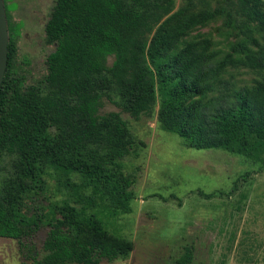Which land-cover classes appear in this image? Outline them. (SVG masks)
<instances>
[{
	"label": "trees",
	"instance_id": "1",
	"mask_svg": "<svg viewBox=\"0 0 264 264\" xmlns=\"http://www.w3.org/2000/svg\"><path fill=\"white\" fill-rule=\"evenodd\" d=\"M201 3L185 0L173 11V0H56L45 28L48 42L56 43L47 57L49 93L37 85L21 88L11 72L16 47L9 42L0 90V157L7 152L16 161L0 192V237L19 240L31 261L24 264H99L127 259L134 250L132 240L69 199L46 197L51 218L40 210L27 218L20 210L29 193L48 187L52 167L99 181L111 179L107 169H114L112 181L130 186L118 161L132 141L119 112L99 114L102 89L114 90L118 104L135 117L159 101L160 122L189 147L253 156L264 145V0L197 8ZM218 17L248 37L228 49L216 48L207 36L184 39ZM255 30L260 38L250 35ZM239 69L259 78L241 87L234 73L224 78ZM115 186L114 193L120 192ZM43 222L50 229L38 254L28 240ZM193 258L194 246L185 245L178 262L191 264Z\"/></svg>",
	"mask_w": 264,
	"mask_h": 264
},
{
	"label": "rangeland",
	"instance_id": "2",
	"mask_svg": "<svg viewBox=\"0 0 264 264\" xmlns=\"http://www.w3.org/2000/svg\"><path fill=\"white\" fill-rule=\"evenodd\" d=\"M173 1V11L185 4V0ZM225 1L204 0L197 8ZM4 3L9 42L16 47L12 74L21 88L37 85L49 93L47 57L56 43L48 42L45 28L56 0ZM261 34L255 30L250 35L260 38ZM199 35L210 37L216 48L222 49L248 37L228 27L224 17L196 27L184 39ZM113 60L111 56L108 65ZM231 73L238 87L259 78L249 69L231 70L224 78H230ZM101 93L99 114L119 112L129 131L130 152L118 162L130 186L112 181L117 179L114 169H107L111 179L99 181L81 172L52 167L48 187L39 194L29 193L20 206L21 213L30 218L40 210L51 218L46 197L69 199L98 214L109 231L134 242L127 259L104 258L99 264H179L189 244L194 246L191 264H264V145L253 156L224 148H192L160 122L159 101L135 117L118 104L114 90L102 89ZM15 161V154L5 152L0 157V192L13 174ZM113 185L120 192L114 193ZM200 191L216 195L208 198ZM49 229V223L43 222L28 240L35 253H43ZM24 262L31 263L19 240L0 237V264Z\"/></svg>",
	"mask_w": 264,
	"mask_h": 264
},
{
	"label": "water",
	"instance_id": "3",
	"mask_svg": "<svg viewBox=\"0 0 264 264\" xmlns=\"http://www.w3.org/2000/svg\"><path fill=\"white\" fill-rule=\"evenodd\" d=\"M8 20L4 0H0V90L8 65Z\"/></svg>",
	"mask_w": 264,
	"mask_h": 264
}]
</instances>
